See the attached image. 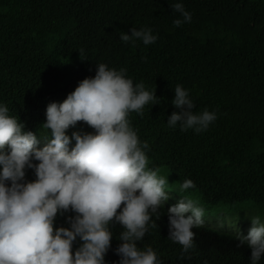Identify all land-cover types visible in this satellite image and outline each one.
Wrapping results in <instances>:
<instances>
[{
    "label": "trees",
    "instance_id": "16d2710c",
    "mask_svg": "<svg viewBox=\"0 0 264 264\" xmlns=\"http://www.w3.org/2000/svg\"><path fill=\"white\" fill-rule=\"evenodd\" d=\"M175 2L0 0V104L25 131L48 135L40 126L48 103L62 102L79 81L95 75L97 64L124 67L134 85L155 87L161 98L143 115L128 117L148 142L150 163L191 179L213 219L227 215L250 224L253 216L264 218V0H181L192 19L179 27ZM142 27L157 35L154 44L119 39ZM177 84L189 90L195 112H217L206 131L167 127L177 111L171 105ZM72 131L92 129L78 122L67 134ZM26 179H34L31 170ZM59 226H68L64 217H57ZM112 231L105 264L119 261L114 250L122 228ZM166 237L150 236L138 247L151 246L163 264H248L234 244L199 246V238L188 258L179 259L181 246Z\"/></svg>",
    "mask_w": 264,
    "mask_h": 264
},
{
    "label": "clouds",
    "instance_id": "9594fccd",
    "mask_svg": "<svg viewBox=\"0 0 264 264\" xmlns=\"http://www.w3.org/2000/svg\"><path fill=\"white\" fill-rule=\"evenodd\" d=\"M171 9L182 18L174 26L191 22L181 0ZM129 31L119 39L145 46L158 39L148 27ZM160 103L155 87L134 85L126 68L100 63L62 102L47 104L40 126L48 135L25 131L17 115L0 104V264H105L112 226L118 225V264H163L151 246L138 247L153 235L179 244V259L188 258L199 238L204 240L199 246L234 244L247 256L239 257L259 264L264 218L253 216L250 224L227 215L213 219L191 179L150 163L148 142L139 139L128 117ZM171 105L177 111L166 125L172 129L201 133L218 118L215 110L195 112L189 90L179 84ZM78 122L92 131L67 134ZM29 170L32 180L26 179ZM57 217L68 226L55 227Z\"/></svg>",
    "mask_w": 264,
    "mask_h": 264
}]
</instances>
